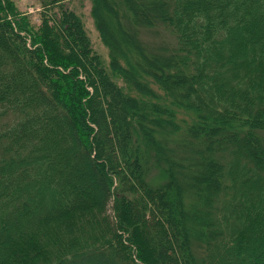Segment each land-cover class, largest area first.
I'll return each mask as SVG.
<instances>
[{"label":"trees","instance_id":"trees-1","mask_svg":"<svg viewBox=\"0 0 264 264\" xmlns=\"http://www.w3.org/2000/svg\"><path fill=\"white\" fill-rule=\"evenodd\" d=\"M72 1L0 0V264H264V0Z\"/></svg>","mask_w":264,"mask_h":264},{"label":"rangeland","instance_id":"rangeland-1","mask_svg":"<svg viewBox=\"0 0 264 264\" xmlns=\"http://www.w3.org/2000/svg\"><path fill=\"white\" fill-rule=\"evenodd\" d=\"M11 1H13L15 3L18 10H20L22 13L29 16V18H30V20L34 26L38 27L39 25H41V23H42L41 14L44 10L46 12V9H44V7H43V1L44 0H11ZM65 6H69L71 8V10H73L74 12H76L77 14H79L82 17L84 25H85V27H86V29H87V31H88L91 39H92L94 49L103 57L105 64L107 66H109V63H110L109 50L103 44V42L99 36V33L97 32V29L95 27L94 19H93L92 14H91V8H92L91 2L89 0H74L71 2V4L69 2L65 3ZM161 30H162V35L159 38H157L155 35L151 34L154 36V37H151L152 39L149 38L151 45L156 46L158 43H162V42H164L166 44L174 45V43H175L174 36L169 31H166L163 29H161ZM115 80H117L119 84H123L122 80H120L118 78L117 79L115 78ZM177 91H181V90L177 89ZM179 119H180L181 123L192 122V116L190 114L184 113V112L180 113ZM183 125H186V124L183 123ZM134 127H136L135 124H134ZM166 140H167L166 145H168V146H174L176 144H180L179 140L177 138H174V137L172 138V137L166 136ZM198 147H201V146L199 145L198 141H195L192 144V148L198 149ZM178 153L181 156V152L178 151L175 156H173V157L170 156V157L176 160L179 157ZM193 156H195V155H191V158ZM143 158L145 159V162L147 164H149V159L145 153L143 154ZM205 163H206V160L204 159L203 161L200 162V165L197 164V166H198L197 169L199 172H202V171L206 172V166H205L206 164ZM162 167L165 168L166 164L163 163ZM159 171H160L159 165H157V166L152 165L151 166V164H150V173L153 176V178H151V181H152V179H154V177L156 175L160 174ZM176 171L178 173H181L180 177L179 178L177 177V178H178L179 183L182 185V187H184V185L186 186L188 183L194 184V181L192 179L193 175L196 173L194 167H191L189 165V166H186L182 170L176 168ZM152 183L154 184V180L152 181ZM199 204H200V202L198 200L194 201L195 206H198ZM110 212L112 213V210ZM207 216H208V214L204 217H207ZM188 218H190L194 221L196 220L192 215H188ZM185 226H186V224L184 223V221H182V227L184 228ZM199 228L205 229L204 226H195L194 229L193 228L190 229V232L192 234H195Z\"/></svg>","mask_w":264,"mask_h":264}]
</instances>
